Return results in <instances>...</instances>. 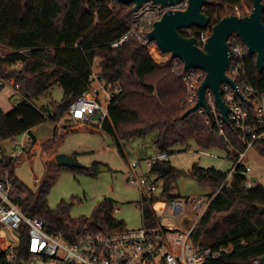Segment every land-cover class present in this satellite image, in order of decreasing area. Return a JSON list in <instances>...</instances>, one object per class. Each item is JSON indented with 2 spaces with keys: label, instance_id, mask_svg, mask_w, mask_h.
I'll return each instance as SVG.
<instances>
[{
  "label": "trees",
  "instance_id": "obj_1",
  "mask_svg": "<svg viewBox=\"0 0 264 264\" xmlns=\"http://www.w3.org/2000/svg\"><path fill=\"white\" fill-rule=\"evenodd\" d=\"M211 1L204 9L212 24L237 14V10L239 15H247L253 7V0ZM134 12V3L120 0H0V44L11 49L0 55V77L14 80L22 95L10 111L0 106V144L31 132L46 121H60L71 103L90 85L94 63L99 58V74L106 84L123 89L112 99L109 117L103 124L118 149H122L123 141L150 135L154 147L168 154L174 147L192 141L202 149H225L223 137L214 121H207L206 114L198 110L183 117L190 107L185 105L187 86L182 73L174 71L175 58L171 56L168 63L160 65L149 53V46L134 37L117 47L113 45L133 25ZM154 43L150 41L149 45ZM244 79L264 92V71L258 72L255 55L246 59ZM55 84L63 88V98L38 107L33 100L40 99ZM4 86L0 84V92ZM227 131L244 148L236 140L233 125H228ZM254 147L264 156V139ZM77 154L73 156L76 158ZM15 160L18 159L0 156V173L9 171L15 179L16 201L22 210L44 218L51 232L67 236L79 224L93 230L125 227L112 216L114 206L109 201L99 203L89 217H72L71 205L65 202L56 208L48 204L52 184L61 170L95 175L96 168L57 165L35 191L14 176ZM238 169L232 181L223 184L228 172L214 167L196 163L186 172L175 168L169 160H158L151 166L154 180L164 183V198L174 197L172 185L183 175L212 188V201L193 231V242L201 248L227 246L230 250L208 259L206 264H254V260L264 257V213L258 209V204L264 205V185L246 188L245 167ZM151 202L150 198L142 200L144 221L157 225Z\"/></svg>",
  "mask_w": 264,
  "mask_h": 264
},
{
  "label": "built area",
  "instance_id": "obj_2",
  "mask_svg": "<svg viewBox=\"0 0 264 264\" xmlns=\"http://www.w3.org/2000/svg\"><path fill=\"white\" fill-rule=\"evenodd\" d=\"M188 5V0L168 5L144 2L135 10L131 28L113 45L117 47L134 37L144 45L150 46L148 34L154 28L155 22L169 9L185 10ZM212 25L210 23L204 29L192 27L183 31L189 36H195L197 43L203 46L211 34ZM229 42L230 64L227 73L231 79L237 81L238 89L229 83L222 85L223 98L229 105L228 120H223L211 89H207L206 92L211 115H208L204 108L199 110L207 115V121H214L224 139L227 157L233 161V168L223 184L232 181L241 165L245 167L244 173L252 171L250 165L246 163L247 151L254 147L257 141L264 139V92H260L244 79L246 59L251 55L249 48L236 33L230 36ZM175 65L174 71L182 73L187 86L185 105L192 107L198 101L199 87L205 79L206 72L193 67L186 70L184 63L178 58H175ZM90 78L88 88L70 105V121H99V128H103L104 121L109 117L112 99L120 95L123 89L118 85L106 84L99 73L93 72ZM9 81L0 77V84H7ZM14 86L19 91V85L14 83ZM240 93L244 94V98ZM97 113L101 114L99 120L94 119ZM228 125H233L236 140L240 141L244 148L234 142L229 135ZM14 141L16 142L15 139ZM31 141L33 135L26 131L23 140L20 141V149L16 148L13 158L18 159ZM121 147L127 151L122 143ZM202 152L211 154L208 151ZM132 153L135 154V158L126 163L128 180L138 186L142 200L152 199L151 207L156 215L153 206L160 199L154 195V191L158 190V182L138 173L137 168L141 160L139 152L133 148ZM168 159V152H156L149 158V164L152 166L158 160ZM256 180L254 177L246 176L243 185L246 188H253L258 185ZM17 190L15 179L9 171L0 173V264H206L208 259L218 258L230 250L227 246L201 248L193 242V231L212 201L210 193L190 196L187 199L184 197L170 199L168 209L171 213L180 220L186 218L189 221V227L185 229L165 227L159 223L150 225L148 221H144L142 210L143 226L139 228L93 230L79 224L73 226L66 236L62 232L48 230L44 218L26 214L16 201ZM262 260L256 259L254 264H261Z\"/></svg>",
  "mask_w": 264,
  "mask_h": 264
},
{
  "label": "rangeland",
  "instance_id": "obj_3",
  "mask_svg": "<svg viewBox=\"0 0 264 264\" xmlns=\"http://www.w3.org/2000/svg\"><path fill=\"white\" fill-rule=\"evenodd\" d=\"M237 14H239L238 10ZM148 50L160 65L168 63L171 57L170 53L162 52L156 43L151 44ZM10 51L9 47L0 44V55ZM100 61L99 58L95 60L93 68L95 73L100 72ZM63 95V88L55 84L40 100L42 103H51L60 101ZM21 99V93L11 89L9 84H6L0 92V106L4 111H10ZM99 124V121L72 122L68 111L56 123L46 121L35 126L32 130L35 139L28 144L18 160L14 161L13 174L30 189L37 191L40 184L57 167L58 153L71 155L78 153L76 158L84 166L96 168L95 175L78 173L69 169L61 170L48 195L49 206L56 208L65 202L71 205L72 217H89L99 203L109 201L113 203L114 208L111 214L115 219L122 221L128 229L139 228L143 226L141 192L136 184L128 180L126 163L135 158V154L132 153L134 148L139 152L141 159L137 168L138 173L155 179L148 158L160 151L154 147L152 135L123 141L126 152L124 148L118 149L112 135L103 128H99ZM15 140L16 142L11 139L1 142L0 156L14 157L16 148L20 149L19 144L23 140V134L16 136ZM143 150H147V153ZM202 151H208L211 154ZM227 155L224 149H202L192 141L174 147L168 160L175 168L186 172H189L197 163L205 168L214 167L229 173L233 168V161ZM246 163L250 165L252 171L245 175L249 178L256 177V184L264 185V156L260 155L255 147H251L247 151ZM164 188L163 181H158V190L154 191V195L160 198L153 206L158 223L171 228L189 227V221L186 218L180 220L168 209L171 197H163ZM211 191L210 186L201 184L196 178L183 175L173 183L171 195L187 199L190 196L209 194Z\"/></svg>",
  "mask_w": 264,
  "mask_h": 264
},
{
  "label": "water",
  "instance_id": "obj_4",
  "mask_svg": "<svg viewBox=\"0 0 264 264\" xmlns=\"http://www.w3.org/2000/svg\"><path fill=\"white\" fill-rule=\"evenodd\" d=\"M124 3H134L137 10L144 2L152 1L163 5L174 4L182 0H120ZM189 5L185 10L169 9L161 19L157 20L154 28L149 32V41L157 44L164 53H170L173 58L180 59L185 69L199 68L206 72L205 79L199 87V98L195 105L190 107L183 115L204 108L211 115V108L207 103L206 92H214L216 103L223 120L227 121L229 105L223 98V83L231 84L238 89L237 81L231 79L227 73L230 64L229 38L236 33L246 43L250 54L256 56V66L259 73L264 71V0H253V7L247 15H227L212 25L211 34L203 46L199 45L195 36L185 35L182 31L194 26L207 28L211 19L204 11V6L211 0H188ZM244 98V94L240 93ZM38 107L42 100H33ZM101 114L94 117L99 120ZM59 166H83L71 154L58 153L56 156ZM256 177H254L255 179ZM260 213H264V205L258 204ZM264 260V257H263Z\"/></svg>",
  "mask_w": 264,
  "mask_h": 264
},
{
  "label": "crops",
  "instance_id": "obj_5",
  "mask_svg": "<svg viewBox=\"0 0 264 264\" xmlns=\"http://www.w3.org/2000/svg\"><path fill=\"white\" fill-rule=\"evenodd\" d=\"M7 84H9V85H11V89H13L14 91L16 90V88H15V86H14V80H10L9 81V83H7ZM6 85V84H5ZM17 92H19L18 90H16ZM19 94H20V92H19ZM79 122H81V121H79ZM85 123H90V122H85ZM34 129V128H33ZM32 129V130H33ZM32 130H31V134L33 135V133H32ZM103 130V129H102ZM110 134V133H109ZM33 137H34V139H35V136L33 135ZM113 137V136H112ZM149 159V158H148Z\"/></svg>",
  "mask_w": 264,
  "mask_h": 264
}]
</instances>
